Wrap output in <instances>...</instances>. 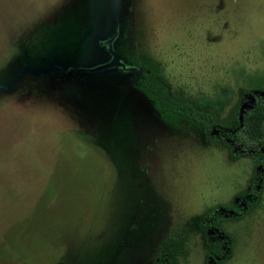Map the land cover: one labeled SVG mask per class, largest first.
I'll list each match as a JSON object with an SVG mask.
<instances>
[{"label":"rangeland","instance_id":"1","mask_svg":"<svg viewBox=\"0 0 264 264\" xmlns=\"http://www.w3.org/2000/svg\"><path fill=\"white\" fill-rule=\"evenodd\" d=\"M112 37L126 69H46L106 62ZM120 47L226 116L264 91V0H0V264H152L169 238L179 264H213L223 235L189 223L243 212L253 182L244 217L221 212L224 264H264L261 168L163 122Z\"/></svg>","mask_w":264,"mask_h":264},{"label":"trees","instance_id":"2","mask_svg":"<svg viewBox=\"0 0 264 264\" xmlns=\"http://www.w3.org/2000/svg\"><path fill=\"white\" fill-rule=\"evenodd\" d=\"M119 51L131 65L138 68L144 67L136 88L152 101L163 122L169 126H178V122L190 125L201 133L204 143L227 148L233 158H238L239 155L252 158L261 168L259 180L264 181V100L258 97L259 93L264 91H251L249 107H244L243 101L238 102L232 111L224 116L219 110L173 92L164 77L163 65L157 60L140 59L136 53L130 55L121 47ZM237 145H241L240 148H237ZM253 184L248 196L253 203L247 202L243 212L235 209L233 203H230L217 205L191 219L189 227H192L193 231L199 228L205 232L206 228H211L224 237L223 242L206 241L205 243L208 257L213 264H224L230 259L234 242L232 235L219 222L223 219L221 212L226 208L229 213L234 212L232 217L236 219L244 217V213L251 210L252 204L260 199L258 183L253 182ZM245 200H248L247 197ZM184 247L185 238L167 239L152 264H179V257L184 252Z\"/></svg>","mask_w":264,"mask_h":264},{"label":"water","instance_id":"3","mask_svg":"<svg viewBox=\"0 0 264 264\" xmlns=\"http://www.w3.org/2000/svg\"><path fill=\"white\" fill-rule=\"evenodd\" d=\"M113 39L114 37L110 38L107 40V44L109 46V52L111 53L112 57L106 62L90 66V67H85V66H78V67H70L69 69L65 70L63 67L57 65V64H51L49 65L46 69H55L61 73H67L71 70H75L78 72H87V73H93V72H99L103 71L106 69H110L113 67H122L123 69L127 68V65L125 62L122 61L121 59V54L114 48L113 45ZM141 69H138L140 71ZM143 72V71H142Z\"/></svg>","mask_w":264,"mask_h":264}]
</instances>
